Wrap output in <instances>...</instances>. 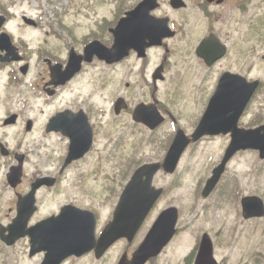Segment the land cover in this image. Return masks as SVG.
Segmentation results:
<instances>
[{
  "label": "flooded vegetation",
  "instance_id": "obj_1",
  "mask_svg": "<svg viewBox=\"0 0 264 264\" xmlns=\"http://www.w3.org/2000/svg\"><path fill=\"white\" fill-rule=\"evenodd\" d=\"M141 1L117 0L118 9L114 14L103 25L101 23L95 30L84 33V39L99 40L105 46H111L113 36L109 29ZM159 3L151 15L162 19L161 46L149 48L143 54L131 49L115 64L94 58L69 82L73 85L78 81L80 87L71 92L67 106L57 107L55 104V99L65 94L64 88L69 83L63 87L53 84L49 70L51 62L66 64V61L54 57L43 59L44 67L35 77L37 81L33 78L32 84L27 86L11 79L0 93V264H117L126 251L127 247L123 249L121 245L123 240L103 254L98 255L95 250L85 251L84 238L70 239L73 233L84 237L82 232L59 227V216L69 208L67 218L80 216L78 224L88 232L94 226L99 237L112 220L120 197L107 196L106 186L94 177L91 169L98 163H92L91 154L64 167L67 156L64 144L56 141L59 138L57 132L48 130L55 115L66 110L73 113L83 111L89 121L92 120L95 135V124L105 119L130 128L136 105L156 102L165 122L170 123L168 132L176 133L181 129L191 136L224 74L251 80L252 71L264 69L261 64L264 56L261 59L253 56L250 45L252 34L264 30V25L235 18L234 6L229 0H181L174 3L159 0ZM236 3L246 4L249 0H236ZM243 10L241 5L239 14ZM4 16L6 24L10 23V16ZM70 38L73 39V35ZM216 39L227 52L223 58L214 61ZM16 45L25 62L27 57L19 44ZM3 56L4 52L0 51V57ZM10 65L14 64L0 63V68H10ZM162 65V80L155 82L154 77L162 72ZM111 71L116 72L117 78L108 76ZM85 84L91 89L114 87L117 98L108 107L92 104L89 97L84 96ZM36 87L45 100L38 110L22 95L32 94ZM121 98L125 101L119 103ZM117 105L121 106L118 116L114 114ZM12 114H16L13 124L8 122ZM39 114H44L43 121ZM61 126L79 129L85 126V118L82 114H70ZM213 139L206 136L192 142L187 152L199 145L207 151ZM16 235L21 237L13 243L3 239ZM182 236L180 231L175 241ZM190 236L194 238L195 233Z\"/></svg>",
  "mask_w": 264,
  "mask_h": 264
},
{
  "label": "rangeland",
  "instance_id": "obj_2",
  "mask_svg": "<svg viewBox=\"0 0 264 264\" xmlns=\"http://www.w3.org/2000/svg\"><path fill=\"white\" fill-rule=\"evenodd\" d=\"M98 2L99 0H0V4L14 5L6 7L14 19L9 29H17L25 34L24 41L28 47L33 74L36 70H41L43 64L37 61V52L41 45L56 51L62 49L63 45L67 43L65 40L66 33L60 27V22L67 25L76 23L75 15L87 12ZM105 2L110 5L114 1L105 0ZM229 3L234 6L235 18L251 21L252 23L264 22V0H249V3L246 4H238L236 0H229ZM116 5L118 3L115 1L108 9L115 10ZM241 5L244 6V10L243 13L239 14L238 11ZM23 15L37 20L38 28L34 31L25 30L22 25ZM47 32L50 38L46 43L43 37ZM54 36L58 37V40ZM32 41L35 42L34 50L30 47ZM251 51L253 56L261 59L264 56V42H252ZM261 64L264 67V61H261ZM7 72L11 76L9 69ZM252 75H258L264 79V69L252 71ZM261 91H258L257 96ZM113 127L116 133L127 139L131 137L133 139V135L136 133L139 137H143L141 150L134 166L128 165L119 170L115 168L113 161L108 160L103 162L101 166L91 169L94 177L106 186L107 196L118 197L135 168L144 162H153L162 158L168 136H165V132L159 134L156 132L150 135V132L136 131L131 127L126 129L119 126L116 121H114ZM217 141L215 140L214 143ZM219 147L220 145L214 150H218ZM218 155L214 156V162L217 160ZM257 159L258 155L256 156L253 153L236 157L231 163V171H226L214 191V202L208 204L206 214L202 212L200 214L199 212L201 221L198 223V227L207 232L210 231V235L215 241L216 258L222 264H264V223L259 220L247 223L242 221L239 206L240 193H237L236 184L232 181L234 174H239L237 176L243 184L245 195H258L264 199V163L260 165V162H258L260 160L257 161ZM159 178L160 182L166 184H172L174 180L178 179L191 180V176L186 173L185 165L174 176L165 178V175L159 174ZM192 191L193 187H187L185 194L181 191L174 194L171 192L170 196L162 201L160 208L166 206L167 202L168 205L179 206L184 213L182 224L185 225L190 221L189 212L192 203L190 196ZM233 210L238 212L236 213ZM185 239V241L179 242L178 245L168 250L155 264H184V258L191 251V246L188 248V243H190L188 237ZM233 241L235 242L234 246L232 245ZM121 245L123 246V244ZM242 259L243 261H241Z\"/></svg>",
  "mask_w": 264,
  "mask_h": 264
},
{
  "label": "water",
  "instance_id": "obj_3",
  "mask_svg": "<svg viewBox=\"0 0 264 264\" xmlns=\"http://www.w3.org/2000/svg\"><path fill=\"white\" fill-rule=\"evenodd\" d=\"M155 0H145L137 9L141 8L145 4L147 12L154 8ZM3 20L2 17H0ZM2 21H0L1 28ZM158 23L156 19L149 22V28L142 29V38L144 42L150 40V44L157 42L158 37ZM140 30L139 25H123L118 31V38L115 43L119 49L131 46L136 43V35ZM10 38L5 35L0 37V46L6 48L9 55H13V48L11 47ZM96 45V44H94ZM114 54V53H113ZM7 60V59H5ZM247 88L244 90L245 98H242L233 92L227 97L224 103L220 102L218 97L214 98V117L222 121H214V132L209 128L207 123L202 122L196 133L193 136V140H196L201 135L207 134H219V132L231 131L234 136V142L231 144L223 163L214 170V177L207 183L203 195L207 196L213 188L217 185L222 173L224 172L225 165L230 157L234 154L238 145L250 142L254 149H259L261 157L264 158V128L259 131H250V133L235 132L234 129L237 126L239 117L241 116L247 102L248 97L251 94V87L255 88V84H247ZM250 86V87H249ZM209 115H211V109H209ZM160 121L148 122V125L155 127ZM188 140L182 135H177L175 138L164 163L162 164H147L133 174L132 178L128 182L119 206L115 214V221L108 227L106 233L107 236L111 235L113 230H122L121 236H127L133 234L138 230L144 218L148 214L152 204L159 195L158 191L152 189V178L155 173L161 168L166 173L172 174L178 164V160L188 145ZM243 210L246 217L264 216V205L261 200L255 197L245 198L243 200ZM176 215L170 212L167 217H163L158 221L155 227L152 228L148 234L143 245L133 255V259L129 262L124 261L123 264H145L146 261L156 256L172 238L174 233V227L176 224ZM131 238V237H130ZM204 249H201L197 257L195 264H217L211 256V246L204 241Z\"/></svg>",
  "mask_w": 264,
  "mask_h": 264
}]
</instances>
